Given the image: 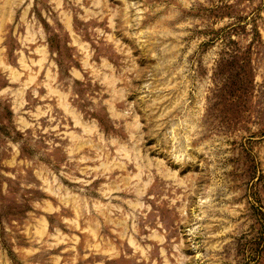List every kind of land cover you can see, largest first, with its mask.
Instances as JSON below:
<instances>
[{
  "label": "rangeland",
  "instance_id": "rangeland-1",
  "mask_svg": "<svg viewBox=\"0 0 264 264\" xmlns=\"http://www.w3.org/2000/svg\"><path fill=\"white\" fill-rule=\"evenodd\" d=\"M0 264H264V0H0Z\"/></svg>",
  "mask_w": 264,
  "mask_h": 264
}]
</instances>
